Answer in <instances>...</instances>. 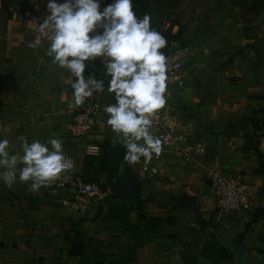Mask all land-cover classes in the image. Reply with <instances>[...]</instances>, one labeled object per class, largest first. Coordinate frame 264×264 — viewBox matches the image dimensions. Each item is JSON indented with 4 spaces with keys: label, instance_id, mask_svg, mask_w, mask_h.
<instances>
[{
    "label": "crops",
    "instance_id": "1",
    "mask_svg": "<svg viewBox=\"0 0 264 264\" xmlns=\"http://www.w3.org/2000/svg\"><path fill=\"white\" fill-rule=\"evenodd\" d=\"M205 6L212 13L209 20L213 19L216 31L211 34L215 37L201 41L200 29L197 39L188 41L185 37L191 31L185 29L182 38L191 58L184 63V83L170 87L174 129L203 144L206 166L195 168L185 163L178 151L163 144L161 154L154 155L147 166L143 158L132 164L139 178L141 211L134 206L128 215V221L138 229L122 232L118 225L102 218L108 205L95 219L99 202L92 203L82 215L69 213L60 203L64 193L54 182L30 191L31 181L18 178L23 166L18 164L17 179L11 186L0 180V242L5 243L0 255H9L0 259V264H35L37 251L50 264L46 253L53 251L59 256V247H63V218L82 219L83 231L94 240L109 243L101 251L117 254L118 264H213L200 255L204 241L216 238L220 242V237L234 242L249 224L239 244L264 264V170H256L260 158L242 146L244 134L252 129L247 120L264 115V9L257 10L254 21L241 23L235 8L230 3L224 5V0H210ZM37 16L18 6L7 15L0 7V138L9 140L10 154L22 155L21 138L31 143L59 137L65 155L74 159L73 167L64 173L81 176L85 156L99 152L97 142L112 143L113 132L103 108L115 100L107 90L100 93L101 109L90 133L86 137L74 135L72 113L67 109L81 110L90 98L70 108V73L45 55L47 42L36 49L28 47L38 37L33 19L39 22L44 17ZM100 65L97 58L94 68L86 66L85 75L98 77ZM258 125L262 135L257 146L264 161V125ZM5 170L0 167V172ZM211 172L251 183L259 210L218 216L209 194ZM138 212L158 221L138 220ZM254 213L259 217L251 222ZM132 245L135 249L131 252ZM127 256L133 260L120 262ZM56 264H63V260Z\"/></svg>",
    "mask_w": 264,
    "mask_h": 264
},
{
    "label": "clouds",
    "instance_id": "2",
    "mask_svg": "<svg viewBox=\"0 0 264 264\" xmlns=\"http://www.w3.org/2000/svg\"><path fill=\"white\" fill-rule=\"evenodd\" d=\"M46 12L36 23L38 37L28 43L36 49L47 42L45 55L66 69L72 79L73 105L80 106L94 93L113 94L115 103L107 104L106 124L124 149V161L131 165L141 158L147 166L162 152V140L151 131L150 119L166 104L168 58L161 51L167 40L151 27V17H138L132 0H110L101 9V0H47ZM100 58L101 77L89 73ZM87 62V65H86ZM105 81L107 84L105 85ZM22 155L10 154V143L0 138V180L11 186L17 179L38 191L73 167L59 137L47 142L21 138ZM155 171V169H153Z\"/></svg>",
    "mask_w": 264,
    "mask_h": 264
},
{
    "label": "trees",
    "instance_id": "3",
    "mask_svg": "<svg viewBox=\"0 0 264 264\" xmlns=\"http://www.w3.org/2000/svg\"><path fill=\"white\" fill-rule=\"evenodd\" d=\"M46 2L47 0H1L0 7L4 8L7 15H9L14 6H21L22 8L35 12L39 18L41 15H47L45 6ZM179 2L180 1H178V3ZM229 2L235 8L236 15L241 23L254 21L258 16L257 10L259 8L264 9V0H229ZM150 10V0H134L133 11L138 17L142 18L145 14L150 16ZM176 26V32L171 33L172 27L168 24L165 37L182 40L185 27L183 25ZM258 123L264 125V115H262L259 119L250 117L247 120V124L250 125L252 129H248L244 134V143L242 146L245 151H253V153L260 158L256 170L261 171L264 170V161L261 159L262 155L257 146L258 138L262 135L259 132L261 127H259ZM97 145L99 148V152L97 154L85 156L84 172L81 174V177L84 181L94 182L103 189L105 187H110V189L113 190V180L115 174L119 170L120 161L124 160L123 157L125 149L122 146H113L108 140L98 141ZM133 209L134 205L131 202L114 200L106 207L102 218L108 223L118 225L122 232H131L138 229V226L128 221L129 212ZM257 210H259V207L256 208L255 212H257ZM137 215L138 220L141 221H147L148 223L154 222V220L158 221V219L155 218L146 219L142 212H138ZM258 217L259 216L256 217L254 213L251 217V222L256 221ZM61 222L63 226V240H66L68 243V247L65 251V257L72 264H105L108 261L110 264H118L119 256H117V254L101 251L102 248H107L109 243L105 245L101 241L94 240L93 237L83 231L81 226L82 219L75 220L71 218H63ZM247 227H249V224L245 225L244 230ZM244 230L235 237V243H240V240L244 235ZM3 246H5V243L0 242V247ZM134 249L135 247L132 245L130 251L132 252ZM129 254L132 253H127V255ZM200 255L210 259L213 264H231L233 260L230 250L223 246L216 238L204 241L200 250ZM130 257L131 256H127L126 258L121 259L120 262L123 260H133V258ZM35 264L46 263L44 262L42 256H38Z\"/></svg>",
    "mask_w": 264,
    "mask_h": 264
},
{
    "label": "built area",
    "instance_id": "4",
    "mask_svg": "<svg viewBox=\"0 0 264 264\" xmlns=\"http://www.w3.org/2000/svg\"><path fill=\"white\" fill-rule=\"evenodd\" d=\"M167 27L168 23L158 31L163 37H165ZM176 30L175 25L172 27L171 33H175ZM165 38L167 44L161 51L168 58L166 104L150 117L153 120L152 132L162 140L163 145H170L178 151L185 163L193 164L195 168H204L206 158L203 144L192 141L177 132L173 126L175 114L171 104L170 86H179L184 83V63L188 57V50L182 40ZM100 109V93H94L88 104L81 110L74 112L72 109H67V112L72 113L70 128L74 135L86 137L90 133ZM66 156L71 158L74 165V159L69 155ZM54 184L64 193L60 199L61 206L75 215L84 214L92 203L104 201L112 191L110 187L103 189L94 182L84 181L77 173H62L54 181ZM209 194L215 202L218 216L231 211H251L260 206L253 195L251 183L239 178H227L214 172L210 173Z\"/></svg>",
    "mask_w": 264,
    "mask_h": 264
},
{
    "label": "rangeland",
    "instance_id": "5",
    "mask_svg": "<svg viewBox=\"0 0 264 264\" xmlns=\"http://www.w3.org/2000/svg\"><path fill=\"white\" fill-rule=\"evenodd\" d=\"M178 1L180 2L178 3ZM109 2L110 0H101V9ZM209 2L210 0H199L196 2L194 0H150V5H151L150 25L151 27L155 28L157 31L163 28L166 22L169 24L170 27H172L175 24L183 25L185 29L187 28L188 30L191 31V32L188 31L189 34L187 37H185L186 39L188 38L187 39L188 41H191L192 39H197L196 37L198 35V31L201 29L203 31V33H201L202 35L199 36L201 41L206 39L208 40L210 39L209 37L211 38L215 37L211 33L216 31V28H214L213 25L211 24V21L213 19L209 20V17L211 16L212 13L207 12V8L205 6ZM132 3L134 5V0H132ZM229 3L224 5L228 6ZM20 8L22 7L20 6ZM182 40H183V44L185 45L183 38ZM190 58L191 55L188 49V57L185 64L186 63L188 64ZM57 219L58 217L55 218V221H57ZM37 233L40 234V232ZM38 234H35L36 237H39ZM37 241L43 243V240L40 241V239H37ZM65 241L66 240H63L62 242L63 247L62 248L59 247L60 249L59 256L58 255L56 256V254L53 251L46 253V257L50 261V264H56L59 260H63V264H70L67 258H65L64 246L66 245L65 243H67ZM54 247L57 248L58 246H54ZM39 254L40 251H37L36 254H34L33 259L35 260L39 256ZM8 256H9L8 254H6V256L0 255V259L3 258L5 259ZM30 264H34V261H32Z\"/></svg>",
    "mask_w": 264,
    "mask_h": 264
},
{
    "label": "water",
    "instance_id": "6",
    "mask_svg": "<svg viewBox=\"0 0 264 264\" xmlns=\"http://www.w3.org/2000/svg\"><path fill=\"white\" fill-rule=\"evenodd\" d=\"M229 0H224V4H228ZM102 66L100 65L97 69L98 77H101ZM107 81H105V85ZM113 146H121L118 144L117 136L113 133L112 138ZM140 189H139V178L134 170L132 164H127L124 160L119 163V170L115 174L114 188L108 195V197L97 204L96 213L94 218L96 219L103 211V209L114 200L128 201L134 204L137 211H141L139 203ZM221 244L227 247L233 257L231 264H262L255 259L252 254L242 245L237 244L233 241H227L219 237ZM105 264H109L106 262Z\"/></svg>",
    "mask_w": 264,
    "mask_h": 264
}]
</instances>
